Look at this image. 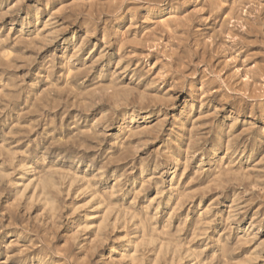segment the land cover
Listing matches in <instances>:
<instances>
[{
  "label": "rangeland",
  "instance_id": "obj_1",
  "mask_svg": "<svg viewBox=\"0 0 264 264\" xmlns=\"http://www.w3.org/2000/svg\"><path fill=\"white\" fill-rule=\"evenodd\" d=\"M0 264H264V0H0Z\"/></svg>",
  "mask_w": 264,
  "mask_h": 264
}]
</instances>
